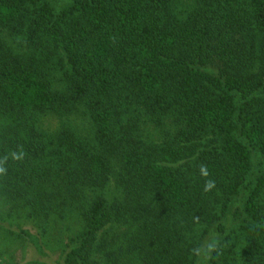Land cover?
Masks as SVG:
<instances>
[{
  "label": "trees",
  "instance_id": "obj_1",
  "mask_svg": "<svg viewBox=\"0 0 264 264\" xmlns=\"http://www.w3.org/2000/svg\"><path fill=\"white\" fill-rule=\"evenodd\" d=\"M179 1L0 0V28L29 49L0 40V264L26 222L46 238L72 212L83 227L63 264H264V0H193L181 17ZM55 56L70 67L65 91ZM72 102L87 106L98 151L30 123ZM165 117L170 140L145 145L140 123Z\"/></svg>",
  "mask_w": 264,
  "mask_h": 264
},
{
  "label": "rangeland",
  "instance_id": "obj_2",
  "mask_svg": "<svg viewBox=\"0 0 264 264\" xmlns=\"http://www.w3.org/2000/svg\"><path fill=\"white\" fill-rule=\"evenodd\" d=\"M193 3V0H180L176 9L177 14L181 17L190 12ZM0 40L6 49L13 51L15 54H24L29 51L25 39L8 29L0 28ZM51 63L52 66L49 70L54 90L65 91L67 89L66 77L70 72L67 60L62 56H55ZM30 121L49 140L57 141L58 138H63L69 134L74 137L75 141L91 151L100 149L90 112L83 102H72L64 107L57 106L52 110L34 113ZM6 123L7 119L0 114V130ZM140 124L142 138L147 146L153 145L157 147L167 143L175 130V126L169 117H165L162 120L145 118ZM103 191L111 202L118 199L121 195L115 179H112ZM96 194L98 193L90 192L88 195L89 198H94ZM260 202L264 211V191L260 197ZM16 223L21 225L23 222L16 221ZM49 225L50 230L46 238L41 237L42 230L31 228L29 222L23 225L22 230L27 231L28 234L26 238L17 239V242L14 241L15 244L11 246L12 253L9 256L12 258L11 262L13 264H63L61 254L66 248L69 239L76 237L81 232L83 227L82 218L79 213H67L63 219L52 220ZM124 232L125 229H123L122 225L115 230L108 229L106 238H113L115 234H120V238H122V236L124 237ZM235 244L238 251L243 250V244L239 243V240ZM36 247H39L40 250L38 249L37 251ZM3 259L7 260L8 256H4Z\"/></svg>",
  "mask_w": 264,
  "mask_h": 264
},
{
  "label": "clouds",
  "instance_id": "obj_3",
  "mask_svg": "<svg viewBox=\"0 0 264 264\" xmlns=\"http://www.w3.org/2000/svg\"><path fill=\"white\" fill-rule=\"evenodd\" d=\"M201 174L204 176H207V170L202 168L201 169ZM213 187H215L214 182L209 181L206 185H205V191H210Z\"/></svg>",
  "mask_w": 264,
  "mask_h": 264
}]
</instances>
